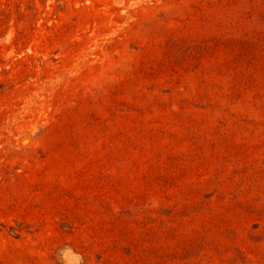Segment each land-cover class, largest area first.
Returning a JSON list of instances; mask_svg holds the SVG:
<instances>
[{
  "label": "rangeland",
  "instance_id": "rangeland-1",
  "mask_svg": "<svg viewBox=\"0 0 264 264\" xmlns=\"http://www.w3.org/2000/svg\"><path fill=\"white\" fill-rule=\"evenodd\" d=\"M264 264V0H0V264Z\"/></svg>",
  "mask_w": 264,
  "mask_h": 264
},
{
  "label": "clouds",
  "instance_id": "clouds-1",
  "mask_svg": "<svg viewBox=\"0 0 264 264\" xmlns=\"http://www.w3.org/2000/svg\"><path fill=\"white\" fill-rule=\"evenodd\" d=\"M57 260L60 264H86L84 256L67 245L58 251Z\"/></svg>",
  "mask_w": 264,
  "mask_h": 264
}]
</instances>
